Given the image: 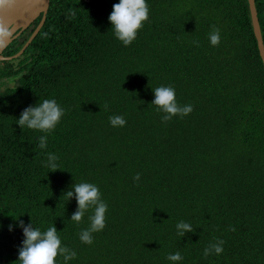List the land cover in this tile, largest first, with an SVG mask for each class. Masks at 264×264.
<instances>
[{
  "label": "trees",
  "instance_id": "16d2710c",
  "mask_svg": "<svg viewBox=\"0 0 264 264\" xmlns=\"http://www.w3.org/2000/svg\"><path fill=\"white\" fill-rule=\"evenodd\" d=\"M118 2L51 0L26 52L0 62V264H15L24 239L8 231L11 217L41 231L55 224L77 252L69 264H172L177 251L180 264H264V63L249 0H148L149 21L130 46L111 30ZM256 7L264 39V0ZM41 20L4 56L17 55ZM161 85L193 111L163 122L150 105ZM43 99L66 110L46 149L45 133L16 125ZM116 114L126 126L110 125ZM47 152L60 158L54 173ZM75 182L96 184L108 204L91 245L79 239L91 210L70 221L78 205L64 194ZM179 221L195 232L178 236ZM217 239L223 253L205 258Z\"/></svg>",
  "mask_w": 264,
  "mask_h": 264
},
{
  "label": "clouds",
  "instance_id": "9594fccd",
  "mask_svg": "<svg viewBox=\"0 0 264 264\" xmlns=\"http://www.w3.org/2000/svg\"><path fill=\"white\" fill-rule=\"evenodd\" d=\"M10 2V0H0V3ZM75 15L74 12L70 13ZM150 7L148 0H119L113 5V10L108 19L111 24V30L116 39L122 42L124 46H130L138 37V33L149 21ZM8 31L0 27V37H7ZM208 39L212 46L219 45L221 41L220 30L216 27L208 34ZM198 43V42H197ZM154 99L150 105L157 106V110L162 113L161 120L167 122L174 117H184L193 111L192 105H181L176 97V90L172 86L161 85L153 89ZM66 110L57 102L56 99H43L35 105H29L16 118L17 124L23 130H37L44 135L38 137L39 148L46 149L48 146V135L56 129L65 116ZM109 123L112 127L126 126V119L123 115H111ZM59 156L52 152H47L43 166L50 169L52 173L60 168ZM140 179V174L134 177ZM77 202V210L71 215L70 221L79 224L86 213L91 210L88 216L89 226L79 233V239L82 243L91 245L94 241V233L104 230L106 227V213L108 204L102 198L99 187L90 182L74 183L64 194ZM22 217V216H21ZM13 223L8 225V231L14 232L19 228L24 239L18 249V264H69L70 261L77 258V252L62 243L59 231L56 225L47 227L41 231L34 226L33 221L24 223L23 220L11 217ZM176 234L185 237L188 233H194L193 226L185 221H179L176 224ZM4 225L0 222V231ZM234 230V229H232ZM224 241L217 239L210 243L203 252L205 258L216 255L219 256L224 251ZM61 258V259H58ZM167 260L172 264H180L183 260L182 254L177 251L169 253ZM15 262V264H16Z\"/></svg>",
  "mask_w": 264,
  "mask_h": 264
},
{
  "label": "water",
  "instance_id": "95a60500",
  "mask_svg": "<svg viewBox=\"0 0 264 264\" xmlns=\"http://www.w3.org/2000/svg\"><path fill=\"white\" fill-rule=\"evenodd\" d=\"M254 32L264 63V39L259 19L256 0H249ZM51 0H10L0 3V27L8 31L7 37H0V62L19 59L30 47L46 24ZM42 20L23 49L13 57H5L7 48L24 34L39 18Z\"/></svg>",
  "mask_w": 264,
  "mask_h": 264
},
{
  "label": "rangeland",
  "instance_id": "374dc122",
  "mask_svg": "<svg viewBox=\"0 0 264 264\" xmlns=\"http://www.w3.org/2000/svg\"><path fill=\"white\" fill-rule=\"evenodd\" d=\"M17 86V79H12V80H9L8 82H5L2 87H1V91L4 93L7 89V87H16Z\"/></svg>",
  "mask_w": 264,
  "mask_h": 264
}]
</instances>
